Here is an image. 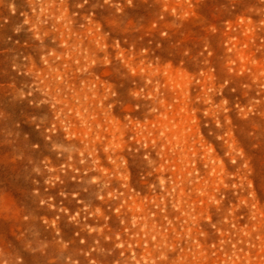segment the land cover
Masks as SVG:
<instances>
[{
  "label": "rangeland",
  "instance_id": "374dc122",
  "mask_svg": "<svg viewBox=\"0 0 264 264\" xmlns=\"http://www.w3.org/2000/svg\"><path fill=\"white\" fill-rule=\"evenodd\" d=\"M0 264H264V0H0Z\"/></svg>",
  "mask_w": 264,
  "mask_h": 264
}]
</instances>
